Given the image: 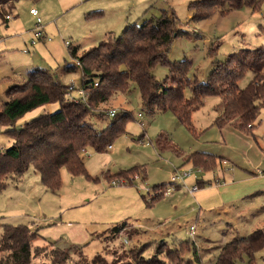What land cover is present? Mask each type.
<instances>
[{
	"label": "rangeland",
	"instance_id": "1",
	"mask_svg": "<svg viewBox=\"0 0 264 264\" xmlns=\"http://www.w3.org/2000/svg\"><path fill=\"white\" fill-rule=\"evenodd\" d=\"M194 1L0 0V11L13 17L7 21L0 16V103L9 101L5 92L10 86L25 84L28 73L36 68L49 70L62 84L74 81L82 87L81 68L65 72L76 62L67 43L78 48L81 57L110 34L118 37L129 24L159 18L162 11L174 15L180 30L168 57L171 61L189 60L190 79L206 81L216 60L264 46V4L257 11L245 6L196 21L192 20L195 11L190 9ZM32 8L39 13L46 40L35 38ZM153 74L162 82L169 70L159 65ZM251 79L248 73L240 87L245 88ZM185 95L191 97L189 88ZM219 102L218 97L204 100L193 113L197 132L192 133L171 112L149 115L135 84L130 93L114 95L89 122L103 130L112 121L105 114L109 110L129 113L131 118L125 134L106 153L88 148L84 154L92 178L72 177L64 168L61 189L53 194L30 168L0 194V224L28 226L38 232L32 241V264H51V256L58 251L70 254L66 264H136L143 257L164 264H212L223 245L264 230V174L256 173L258 168L264 173V109L253 132L246 134L229 125H213ZM57 110V104L40 107L17 127ZM6 130L0 128V146L9 148L13 139ZM160 134L166 135L183 157L170 149L160 151ZM195 152L217 157L216 168L205 171L185 164V157ZM135 168L139 169L135 173H121ZM185 170H194L195 175L180 180V186L168 195L163 194L165 188L155 191L157 186H168L177 171ZM119 173L121 177H114ZM201 182L204 186L198 184ZM217 182L230 187L220 189ZM184 185H198L199 190L192 195ZM160 191L156 197H162L152 202ZM117 227L121 228L118 232L114 230ZM7 255L0 251V264L2 260L6 264ZM239 264H249L248 259ZM255 264H264V250L256 255Z\"/></svg>",
	"mask_w": 264,
	"mask_h": 264
},
{
	"label": "trees",
	"instance_id": "2",
	"mask_svg": "<svg viewBox=\"0 0 264 264\" xmlns=\"http://www.w3.org/2000/svg\"><path fill=\"white\" fill-rule=\"evenodd\" d=\"M263 4L264 0H196L190 9L195 11L192 20L200 21L215 13L227 15L245 6L257 11ZM0 16H5L6 20L7 14L0 11ZM175 28L174 15L162 11L159 18H143L129 24L118 37L110 34L81 57L78 48L69 47L71 57L81 63L82 87L88 93L86 101H70L66 85L49 70L41 68L31 70L25 84L9 87L6 92L9 101L0 103V128L7 129L5 133L13 139V145L9 148L0 146V194L9 183H18L30 168L40 175L45 190L53 194L61 189L64 168L72 177L92 178L86 170L84 150L89 148L96 153H106L125 134V125L131 114H117L103 130H97L88 118L114 95L130 93L134 84L139 88L149 115L171 112L181 125L196 133L193 113L204 105L207 97H218L220 102L215 106L218 116L213 125L219 128L229 125L251 134L260 111L264 109V46L243 49L223 61L216 60L208 79L199 81L197 77L188 78L189 60L171 61L168 57L174 40L180 36V30ZM159 65L169 70V76L162 82L153 74ZM76 69L75 65H69L65 72ZM248 73L252 74V79L241 88L240 82ZM95 83H98L97 87L93 86ZM187 88L191 91L190 98L185 95ZM51 104H57L59 110L17 127L28 113ZM157 148L160 151L170 149L183 157L164 134L159 135ZM217 160L208 153L195 152L186 156L184 163L212 171ZM137 170L121 173L130 174ZM121 173L113 176L121 177ZM198 184L204 185L202 182ZM166 187L157 186L155 191ZM160 198L154 197L152 202ZM0 229V251L8 254L5 263L32 264V241L38 232H32L28 226L10 224H0ZM114 230L118 232L121 228ZM263 250L264 230L259 229L248 237L223 245L212 264H239L244 258L249 264H255L256 255ZM68 261L70 254L66 252L58 251L51 256V264H66ZM136 264L164 262L143 257Z\"/></svg>",
	"mask_w": 264,
	"mask_h": 264
},
{
	"label": "built area",
	"instance_id": "3",
	"mask_svg": "<svg viewBox=\"0 0 264 264\" xmlns=\"http://www.w3.org/2000/svg\"><path fill=\"white\" fill-rule=\"evenodd\" d=\"M30 14L36 19L37 29L35 31V38L37 40H46V38L43 35L42 20H41V18L39 16L38 11L35 8H32L30 10ZM11 19H12V16L11 15H7L6 16V20L9 21ZM34 43L35 42L33 41V44ZM67 46L69 48L71 45H69L67 43ZM75 67L81 68L80 61L76 60ZM93 86L94 87H97L98 86V83H95ZM66 87L68 89L67 97H68V99L70 101L75 102V103H79L80 101H86L87 100L88 93L83 89V87H78V85H76V82L73 81V82L67 84ZM74 92H77L78 93V96L77 97L73 96V93ZM106 115L108 117H110V118L113 119V118H115L117 116V112H116V110H109ZM111 148L112 147H110L109 149H111ZM84 154L85 155L88 154L87 153V150H84ZM224 163L226 164L227 162L224 161ZM178 172L179 171H177L176 174L172 177L171 183L164 189V191H163V194L164 195H168L170 192H172L174 190V188L176 186H180L178 184V182L180 180L185 181L187 178L192 177V176L195 175V171L194 170H185L182 173H178ZM256 173H257V175H263L264 174L263 171L260 170L259 168L256 170ZM114 184H116V183L114 182ZM217 184H219V186H221V184L219 182H217ZM184 186L188 189V191L192 195L195 194L199 190V186L198 185L193 186L191 188H189L187 185H184ZM160 193H161V191L158 192V193H155V196L154 197L158 196ZM191 230L193 231V229H191ZM191 236L192 237L194 236V232L191 233ZM125 243H127V242H125Z\"/></svg>",
	"mask_w": 264,
	"mask_h": 264
},
{
	"label": "crops",
	"instance_id": "4",
	"mask_svg": "<svg viewBox=\"0 0 264 264\" xmlns=\"http://www.w3.org/2000/svg\"><path fill=\"white\" fill-rule=\"evenodd\" d=\"M11 16H12V15H11ZM12 19H13V17H12ZM12 19H11V20H12ZM7 21H8V20H7ZM9 21H10V20H9ZM70 47H71V46H70ZM74 60H75V59H74ZM74 65H75V64H74ZM68 66H69V65H68ZM65 78H66V75H65ZM58 79L61 80L59 77H58ZM64 84H65V83H64ZM14 85H18V84H14ZM65 85H67V84H65ZM10 87H11V86H10ZM6 92H7V91H6ZM6 92H5V93H6ZM23 125H24V123H23ZM23 125H22V126H23ZM203 183H204V182H203ZM203 186H204V185H203ZM229 187H230V185L227 184V183H225L224 185L221 186L220 189L226 190V189H228ZM251 191H252V190H248L247 192H251ZM199 261H201V260L199 259ZM211 263H212V262H211Z\"/></svg>",
	"mask_w": 264,
	"mask_h": 264
}]
</instances>
